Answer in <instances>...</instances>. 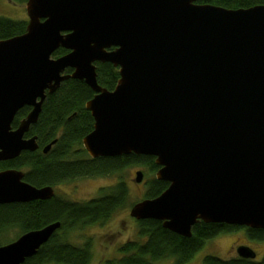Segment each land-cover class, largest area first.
I'll list each match as a JSON object with an SVG mask.
<instances>
[{
  "label": "water",
  "instance_id": "water-1",
  "mask_svg": "<svg viewBox=\"0 0 264 264\" xmlns=\"http://www.w3.org/2000/svg\"><path fill=\"white\" fill-rule=\"evenodd\" d=\"M197 1L27 0L24 32L0 40V161L37 149L24 134L45 92L79 79L94 93L84 104L92 130L81 140L89 157L153 156L155 178L168 183L134 203L131 217L185 237L199 220L264 229V4ZM59 47L67 52L52 57ZM96 62L118 68L112 90L97 84ZM135 175L140 182L142 171ZM23 176L0 170V204L54 195ZM59 226L0 245V264H22Z\"/></svg>",
  "mask_w": 264,
  "mask_h": 264
},
{
  "label": "trees",
  "instance_id": "trees-1",
  "mask_svg": "<svg viewBox=\"0 0 264 264\" xmlns=\"http://www.w3.org/2000/svg\"><path fill=\"white\" fill-rule=\"evenodd\" d=\"M23 4L27 0H12ZM227 9L246 8L264 4V0H199ZM27 19H13L0 15V40L24 32ZM67 50L58 48L52 57ZM96 82L102 88L112 90L119 77L118 68L109 62L95 63ZM66 69L65 72H70ZM94 95L82 80L67 78L52 92H45L37 119L29 126L24 137L35 136L38 148L23 150L12 159L0 161L1 169H19L23 179L35 187L54 186L82 178L106 177L118 174V180L99 194L85 201H69L52 196L28 202L0 204V240L12 241L31 230L40 229L58 221L60 226L35 254L25 258L22 264H89L92 259V241L85 238L81 244L67 240L66 234L73 228L104 224L112 215L126 206L129 190L120 174L130 166H142L147 177L144 181L143 198H154L164 191L168 183L155 178L158 166L153 156L135 153L112 157H89L82 138L92 130L93 118L85 109V102ZM30 107L24 106L14 116L11 126L15 128ZM54 141L44 153L42 147ZM143 173V172H142ZM129 205L131 206L132 203ZM136 238L121 243L117 254L102 261V264H155L162 259H171L173 264H185L201 248L203 243L221 233L243 229L249 238L264 240V229L235 226L225 223L197 221L191 226L190 236L185 237L162 227L161 221L151 218L136 220ZM14 238H5L9 231ZM12 239V240H11ZM202 264H264V254L259 260L239 256L221 258L205 255Z\"/></svg>",
  "mask_w": 264,
  "mask_h": 264
},
{
  "label": "rangeland",
  "instance_id": "rangeland-1",
  "mask_svg": "<svg viewBox=\"0 0 264 264\" xmlns=\"http://www.w3.org/2000/svg\"><path fill=\"white\" fill-rule=\"evenodd\" d=\"M24 4H15L12 0H0V15L13 19H27ZM136 170L143 172L140 182L135 181ZM118 176V174H114L106 177L83 178L66 182L55 189L56 195L69 201H85L97 196L102 188L109 187L110 184L116 182ZM147 176V172L142 166L134 165L123 169L120 177L126 182L129 190V199L126 206L117 210L104 224L73 228L66 234L67 240L74 244H81L85 238H90L92 241V259L89 264H102L103 260L117 254L116 249L121 243L136 238V222L129 215V211L134 203L142 199L144 181ZM129 203H132V205L130 206ZM14 234H16L15 231L11 230L5 238H14ZM17 237L15 236L13 240ZM5 242L0 240V245L6 244ZM9 242L11 241L9 240L7 243ZM243 245L254 252V260H259L264 254V240L249 238L243 229H236L206 240L185 264H202L201 259L205 255H214L221 258L236 257L238 256L237 248ZM155 264H173V262L171 259H162Z\"/></svg>",
  "mask_w": 264,
  "mask_h": 264
},
{
  "label": "flooded vegetation",
  "instance_id": "flooded-vegetation-1",
  "mask_svg": "<svg viewBox=\"0 0 264 264\" xmlns=\"http://www.w3.org/2000/svg\"><path fill=\"white\" fill-rule=\"evenodd\" d=\"M38 148V147H37ZM50 148V147H49ZM42 149H43V147L41 148V151H42ZM45 153V152H44ZM1 170H3V169H1ZM83 179V178H82ZM76 180V179H75ZM61 184H64V183H59V184H56V185H54V186H52V188H53V190H54V195L53 196H56L57 198H60L61 199V196H57L56 195V191H55V189L57 188V187H59Z\"/></svg>",
  "mask_w": 264,
  "mask_h": 264
}]
</instances>
